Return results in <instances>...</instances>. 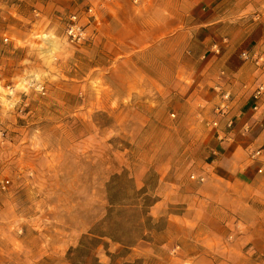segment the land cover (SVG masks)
<instances>
[{
	"label": "rangeland",
	"instance_id": "obj_1",
	"mask_svg": "<svg viewBox=\"0 0 264 264\" xmlns=\"http://www.w3.org/2000/svg\"><path fill=\"white\" fill-rule=\"evenodd\" d=\"M98 5L0 0V264H194L205 249L230 262L243 220L216 172L213 108L113 91L124 78L102 23L84 43L64 33L70 12L100 20Z\"/></svg>",
	"mask_w": 264,
	"mask_h": 264
},
{
	"label": "crops",
	"instance_id": "obj_2",
	"mask_svg": "<svg viewBox=\"0 0 264 264\" xmlns=\"http://www.w3.org/2000/svg\"><path fill=\"white\" fill-rule=\"evenodd\" d=\"M77 1L41 0V4L45 12H54L73 8ZM97 2L105 35L102 47L110 51L109 61L119 57L110 75L117 70L124 78L118 85L111 80L113 91L168 93L169 100L197 103L200 110L214 108L223 101L222 92L230 93L227 115H211L220 123L216 138L223 140L216 172L235 186L236 217L243 225L234 229L230 262L227 254L221 253L223 258L218 259L205 249L208 255L199 256L194 264H259L245 247L264 250V174L257 172L264 160L260 148L264 145V92L259 107L252 108V93L259 82L264 84V66L258 68L240 54L264 52V0ZM254 13L262 17L250 22ZM129 62L134 63V74L126 73ZM229 119L231 127H227ZM249 147L260 150L256 167L247 158Z\"/></svg>",
	"mask_w": 264,
	"mask_h": 264
},
{
	"label": "built area",
	"instance_id": "obj_3",
	"mask_svg": "<svg viewBox=\"0 0 264 264\" xmlns=\"http://www.w3.org/2000/svg\"><path fill=\"white\" fill-rule=\"evenodd\" d=\"M134 3H138V0H132ZM255 19L258 20L262 17L260 13H255ZM100 21L97 16V12L93 6H88L84 11H73L67 17V22L65 25L64 33L65 37L68 41L74 43H84L92 39L98 33ZM244 59H250L256 67L264 66V52H248L242 51L240 54ZM38 90L43 92V86L38 85ZM264 92V84L259 82L253 93L252 97L254 103L252 105L253 109H257L259 107V101ZM221 99L223 100L221 103L217 104L213 111L218 116H225L228 113V103L226 101L230 98L229 92H222L220 94ZM173 115V114H172ZM232 120L229 119L227 121V127H231ZM211 124L213 126H217L218 120H212ZM249 156L251 159L256 160L260 156V150L250 151ZM257 172L260 174H264V160L261 165L257 168ZM194 177V176H192ZM204 177H200L199 180L203 181Z\"/></svg>",
	"mask_w": 264,
	"mask_h": 264
}]
</instances>
